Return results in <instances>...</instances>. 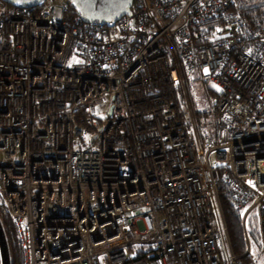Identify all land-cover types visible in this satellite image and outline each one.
Returning a JSON list of instances; mask_svg holds the SVG:
<instances>
[{"label": "built area", "instance_id": "2783aa9c", "mask_svg": "<svg viewBox=\"0 0 264 264\" xmlns=\"http://www.w3.org/2000/svg\"><path fill=\"white\" fill-rule=\"evenodd\" d=\"M236 3L134 0L87 22L69 0H0V216L24 264H241L221 184L257 263L264 27L241 39ZM196 81L218 88L211 110Z\"/></svg>", "mask_w": 264, "mask_h": 264}, {"label": "trees", "instance_id": "16d2710c", "mask_svg": "<svg viewBox=\"0 0 264 264\" xmlns=\"http://www.w3.org/2000/svg\"><path fill=\"white\" fill-rule=\"evenodd\" d=\"M233 9L239 12L244 19L243 30L240 32L241 39L249 40L255 37L257 32L264 27V0H237ZM249 45L251 44L247 43V46ZM219 189L234 252L240 257L241 264H247L250 257L245 256L247 247L241 222V214L234 209L232 198L228 190L222 184L219 186ZM1 218L9 242L12 264H24L23 250L15 224L2 212ZM248 234L252 247L256 251L260 244V233L254 215H252L248 221ZM259 257H262V261L260 263L257 260L256 264H264V254H260Z\"/></svg>", "mask_w": 264, "mask_h": 264}, {"label": "water", "instance_id": "95a60500", "mask_svg": "<svg viewBox=\"0 0 264 264\" xmlns=\"http://www.w3.org/2000/svg\"><path fill=\"white\" fill-rule=\"evenodd\" d=\"M12 6L32 7L44 0H5ZM87 22H110L130 12L134 0H69ZM0 264H12L9 242L0 216Z\"/></svg>", "mask_w": 264, "mask_h": 264}, {"label": "rangeland", "instance_id": "374dc122", "mask_svg": "<svg viewBox=\"0 0 264 264\" xmlns=\"http://www.w3.org/2000/svg\"><path fill=\"white\" fill-rule=\"evenodd\" d=\"M60 10L61 8H58L57 16L60 15ZM195 74L198 75L197 72ZM195 85L199 91L198 108L203 111L211 110L214 107L212 103L213 94L209 91V89H211L212 92H218V88L216 87V85H214L211 82L206 83V82L196 81ZM258 261L261 263L262 257H259Z\"/></svg>", "mask_w": 264, "mask_h": 264}, {"label": "snow or ice", "instance_id": "6c2138e0", "mask_svg": "<svg viewBox=\"0 0 264 264\" xmlns=\"http://www.w3.org/2000/svg\"><path fill=\"white\" fill-rule=\"evenodd\" d=\"M17 2H19V0H17Z\"/></svg>", "mask_w": 264, "mask_h": 264}]
</instances>
